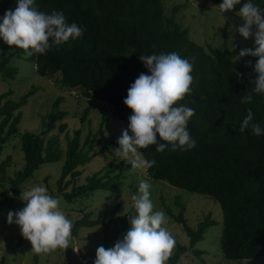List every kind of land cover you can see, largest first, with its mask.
Instances as JSON below:
<instances>
[{"label":"trees","instance_id":"1","mask_svg":"<svg viewBox=\"0 0 264 264\" xmlns=\"http://www.w3.org/2000/svg\"><path fill=\"white\" fill-rule=\"evenodd\" d=\"M210 1L217 5L222 2ZM244 2L247 0H241ZM253 2L264 8V0ZM16 3L17 0H0V14L3 16L5 10L14 9ZM35 3L45 14L62 11L66 23H76L84 32L70 45L53 48L45 54L25 55V59L34 62L37 75L55 77L60 87L80 88L84 97L103 102L101 125L109 108L107 113L127 128L132 112L123 100L138 75L147 73L139 55L174 51L189 60L193 65L192 91L178 103L195 109L187 129L196 146L187 151L157 152L155 145L140 150L143 158L156 161L147 173L153 180L204 194L220 204V249L226 259L264 258V134L255 136L250 128L239 131L248 109L254 113V122L264 128V94H253L251 104L240 103L254 87L253 66L257 58L244 56L235 60L226 50V42L223 52L217 48L205 52L175 21L179 4H174L167 15L164 0H35ZM239 7L237 5L234 10L238 12ZM14 48L5 43L0 48L2 78L13 79L18 72V68L10 64L12 57H20L10 51ZM33 92L31 89L18 100L9 97L11 90L0 92V154L18 133L20 107L28 102ZM61 100L62 96L56 98L38 133L24 131L20 134L23 167L6 179L5 168L10 156L0 163V202L4 207L18 208L15 198L20 195L19 184L43 164L61 162L56 179L57 193L66 201L85 198L95 190L112 189L123 172L131 168L130 164L124 165L123 160L118 164L110 161L105 170L100 169L78 183L77 176L81 172L77 168L107 149L116 150L118 139L109 136L97 152H91L99 130L86 136L87 148L84 149L78 128L73 130L72 136L66 135V145L62 148L59 133L66 129L65 122L61 121L67 112L57 108ZM57 122H60L59 133H52ZM6 186L13 194L7 192ZM176 205L181 208L177 216L167 211L182 223L189 237L188 247L194 246L217 221L207 215L191 228L183 217L185 204L176 201ZM118 209L119 204H116L110 212L101 210L95 219L90 218V213L83 214L75 219L72 235L77 236L81 228L100 226L102 246L109 248L123 238L130 227V216L135 214L133 205L124 214H118ZM186 250L187 246L176 243L166 264H177ZM194 253L199 255L201 251L194 249ZM0 264H5L4 258ZM32 264H37L36 256Z\"/></svg>","mask_w":264,"mask_h":264},{"label":"rangeland","instance_id":"2","mask_svg":"<svg viewBox=\"0 0 264 264\" xmlns=\"http://www.w3.org/2000/svg\"><path fill=\"white\" fill-rule=\"evenodd\" d=\"M164 2L167 15L174 4H179L174 15L175 21L180 24L181 28L187 30L188 37L201 46L205 52L210 51L211 48H217L223 52L227 46L226 50L232 58H235L241 49L253 46L252 38L245 40L236 31L243 21L235 10L220 14L218 5L210 0H164ZM2 17L0 14V18ZM3 44L4 41L0 38V48ZM10 51H15L20 55L10 60V64L16 66L18 72L13 79L2 78L0 75V92L11 90L9 97L13 100H18L31 89H34V92L28 102L20 107L21 120L18 124V133L7 142L0 154V163L10 156L5 168L4 177L6 179L13 177L14 173L24 165L20 134L24 131L38 133L43 127L44 116L52 110V104L59 96H62L63 100L57 108L67 112L61 121L65 122L66 129L59 133L57 126L60 122H57L52 133H59L62 148L66 145V135L72 136L73 130L78 128L81 131L80 140L84 149L87 148L84 144L86 136L99 130L93 139L91 152H97L109 136L117 139L120 137L126 125L110 116L109 108L106 109L105 122L101 125V104L103 102L84 97L80 88L69 90L60 87L55 77L37 75L34 62L25 59L26 54L22 49L15 47ZM86 108L88 110L85 112ZM110 161H114V164L122 161L117 150L107 149L94 156L84 166H79L77 169L81 174L77 176V182L83 183L86 176L100 169L105 170ZM123 161L124 165L130 164L128 161ZM60 167L61 162L43 164L30 178L19 184L20 192L34 185L45 186L49 194L59 199L60 210L74 223L75 219L81 218L85 213H90V218L95 219L101 210L110 212L116 204H119L118 214L126 213L133 205L131 196L138 194L139 182L146 180L150 184V199L153 202L154 211L163 210L168 217L163 226L173 235L177 243L187 246L186 252L180 256L177 264H264V258L234 261L223 256L220 249L221 207L209 196L187 192L162 180H153L147 171L131 167L123 172L122 177L116 181L112 189L95 190L85 198L66 201L62 195L57 193L56 179L59 176ZM1 188L0 184V194ZM5 189L9 194H13L9 186ZM69 189L70 186L67 190ZM176 201L185 204L183 217L191 228H195L198 222L207 215L217 221L215 225L206 230L202 240L194 246L188 247L189 237L182 223L177 222L173 217L177 216L181 210L176 205ZM15 203L18 208L13 209V207H4L0 202V260L4 258L5 264H32L35 256L37 264H93L96 249L102 246L100 226L81 228L77 236L71 235L69 248L65 250L57 249L47 254L35 255L31 251L30 242L21 236L19 227L16 224L7 223L8 212L19 210L24 206L20 195L16 196ZM167 210H170L173 216ZM115 242L109 248L113 247ZM194 249L200 250L201 253L195 254Z\"/></svg>","mask_w":264,"mask_h":264},{"label":"clouds","instance_id":"3","mask_svg":"<svg viewBox=\"0 0 264 264\" xmlns=\"http://www.w3.org/2000/svg\"><path fill=\"white\" fill-rule=\"evenodd\" d=\"M237 5L243 24L236 31L245 40L252 38L253 47L241 49L235 60L244 56L257 58L253 66L254 87L240 100L241 104H251L253 94H264V10L253 0H222L219 12L234 10ZM83 32L82 26L66 23L62 11H39L35 0H17L15 8L5 10L0 18V38L10 48L22 49L27 56L70 45ZM139 60L147 73L141 72L127 90L123 103L132 114L118 138L116 150L133 169L146 172L156 161L143 158L140 150L155 145L157 152L187 151L196 146L187 129L195 109L178 103L192 91L193 65L174 51L139 55ZM248 128L255 136L264 134V128L254 122L251 109L247 110L239 131ZM149 189L146 180L139 182L138 194L131 196L135 212L130 216L131 227L113 247H97L93 264H166L171 258L177 242L163 226L168 220L166 213L154 211ZM20 199L24 206L10 210L7 223L19 227L21 236L30 242L31 251L40 255L69 248L73 223L60 210L59 199L51 196L45 186L36 185L20 192Z\"/></svg>","mask_w":264,"mask_h":264}]
</instances>
